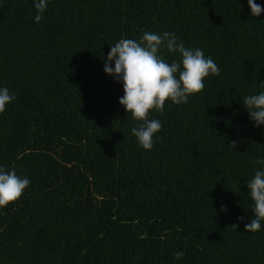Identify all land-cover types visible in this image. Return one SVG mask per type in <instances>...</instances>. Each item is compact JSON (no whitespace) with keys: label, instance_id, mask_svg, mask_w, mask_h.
<instances>
[{"label":"trees","instance_id":"trees-1","mask_svg":"<svg viewBox=\"0 0 264 264\" xmlns=\"http://www.w3.org/2000/svg\"><path fill=\"white\" fill-rule=\"evenodd\" d=\"M249 12L247 0H49L35 23L33 0H0V85L16 97L0 165L30 180L0 208V264H264V229L244 232L264 158L243 103L264 81V11ZM146 30L220 68L187 104L150 113L151 151L103 72L110 46Z\"/></svg>","mask_w":264,"mask_h":264},{"label":"clouds","instance_id":"clouds-1","mask_svg":"<svg viewBox=\"0 0 264 264\" xmlns=\"http://www.w3.org/2000/svg\"><path fill=\"white\" fill-rule=\"evenodd\" d=\"M49 0H33L34 22L39 23L47 10ZM250 17H258L264 5L247 0ZM170 58V59H169ZM103 72L122 86L118 103L135 126L130 129L137 145L151 151L162 128L159 119L150 118L155 111L163 113L165 102L187 104L189 98L205 87V78L220 74V68L211 56H205L199 47H186L173 32L144 31L139 39L122 38L110 46L103 56ZM259 91L243 97L249 121L254 127L264 126V81ZM16 99L7 87L0 85V114ZM234 150L236 142L230 145ZM254 175L246 181L252 218L244 224V232L256 233L264 229V158H256ZM30 185L27 176L0 165V208L18 200ZM221 211H226L221 206ZM243 221V217L237 218ZM235 229L238 225H232ZM184 253H174L181 260Z\"/></svg>","mask_w":264,"mask_h":264}]
</instances>
